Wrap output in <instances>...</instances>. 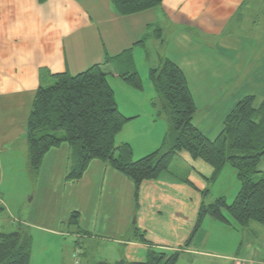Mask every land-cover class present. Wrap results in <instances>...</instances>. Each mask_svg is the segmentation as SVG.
Listing matches in <instances>:
<instances>
[{"label":"crops","instance_id":"0c3cea01","mask_svg":"<svg viewBox=\"0 0 264 264\" xmlns=\"http://www.w3.org/2000/svg\"><path fill=\"white\" fill-rule=\"evenodd\" d=\"M253 1L163 0L159 6L123 16L110 0H0V229L9 221L12 231L28 235L32 245L30 225L54 240L64 226L79 249L83 239L89 248L104 244L107 254L102 248L104 256L97 263L143 262L151 248L198 252L196 243L204 240L205 225L221 224L204 218L184 246L213 173L210 164L190 156L188 171L177 175L176 154L167 172L140 184L137 199L133 182L100 159L91 160L79 180L65 181L70 154L66 143L50 148L34 175L28 165L27 119L38 86L50 84V74H76L102 63L106 54L116 56L125 49L141 57L144 48L147 70L164 59L181 69L196 107L192 123L206 137L215 138L241 98H264V24L249 15L257 10ZM154 27L160 29L158 34ZM117 63L104 69L112 79L122 80L118 72L124 68ZM118 84L122 88L117 92L110 84L115 101L130 120L116 143L133 147L132 141H138L145 146L138 147L141 153L153 151L169 127L160 97L144 83L138 90ZM18 192L33 204L31 209L21 197L14 199ZM173 195L189 199L191 210H186L187 203L184 207L171 200ZM6 211L7 218L1 215ZM72 211L79 213L78 228L64 223ZM133 227L143 230L152 245L131 239ZM240 250L243 256L237 254ZM229 253H236L230 261L235 256L264 261L263 246L243 249L240 244Z\"/></svg>","mask_w":264,"mask_h":264},{"label":"trees","instance_id":"16d2710c","mask_svg":"<svg viewBox=\"0 0 264 264\" xmlns=\"http://www.w3.org/2000/svg\"><path fill=\"white\" fill-rule=\"evenodd\" d=\"M110 1L117 13L124 16L159 6L163 0ZM154 29L158 34L160 29ZM147 36L148 32L141 43ZM113 62L122 64L124 70L118 72L122 80L134 88H142L131 49L116 56L106 54L102 63L76 74L68 71L50 74L51 83L38 86L26 125L31 172L37 173L43 155L50 148L66 143L70 154L65 181L79 180L89 162L100 159L133 182L137 199L140 184L167 172L177 152L185 150L193 159H201L213 167L208 183L215 181L225 165H230L240 188L230 203L224 197L211 203L201 200L184 246L189 245L206 217L227 225L231 224V218L243 229L252 221L264 225V169L258 168L264 157V98L253 95L241 98L224 119L220 133L210 139L192 123L196 107L183 72L173 61L164 59L159 66L149 68L148 76L162 101L169 127L160 146L133 159L131 145L117 144L115 140L130 117L118 109L107 79L104 66ZM207 193L206 187L201 194ZM79 219V213L72 211L64 223L78 228ZM130 238L152 245L138 227H133ZM30 252L28 235L20 230L0 232V264H29ZM180 255L179 250L151 248L143 262L120 259L115 264H175Z\"/></svg>","mask_w":264,"mask_h":264},{"label":"rangeland","instance_id":"374dc122","mask_svg":"<svg viewBox=\"0 0 264 264\" xmlns=\"http://www.w3.org/2000/svg\"><path fill=\"white\" fill-rule=\"evenodd\" d=\"M253 8H257V10L249 12V15H254L253 19L258 20L260 23L264 24V4L260 3L259 0H255L252 2ZM262 4V8H261ZM251 17L247 16L245 18V21H250ZM246 29V28H245ZM144 48H141L142 56L138 57L137 53L134 57V53L132 55L133 64L135 66V70L138 72L141 83L147 88L155 90L152 83L149 80L148 76V70L146 65V61L144 60ZM153 59V58H152ZM124 70V69H123ZM109 84H111L115 88V92H117L119 89L124 87V89H137L134 88L129 83L125 82L123 80H120V78L112 79L111 76L108 75L107 77ZM138 90V89H137ZM148 115V114H146ZM136 133H142V130L140 127H136L135 129ZM159 132V129L156 131H153V133ZM152 133V134H153ZM140 137H142V134H139ZM133 147L132 153L133 159H138L149 152L143 154L141 153V149L143 150L145 146H142L138 141H132ZM160 146V145H159ZM140 147V148H138ZM186 155V156H185ZM190 155L185 150L177 152V162H176V168H175V174L179 175L181 172L188 171V166L186 161H192L189 160ZM202 165L201 161L199 162ZM205 166V165H204ZM259 169H264V157L260 160V163L258 165ZM219 178L215 179V182H207V189L208 193L207 195H202L201 200H203L205 203H211L218 197H224L227 203H230L235 195L237 194L240 183L236 177L235 170L230 166L227 165L225 168L220 172ZM20 182V180H19ZM6 185V182H5ZM183 195H173L171 200L177 201L180 204L187 203L186 210L189 212L192 208V203L189 199H186L185 197H181ZM14 199H19V197L22 198V202L24 205H27L30 209L33 207L32 203H27L26 199L21 196V194L15 193ZM178 197V199H176ZM200 200V201H201ZM25 210V208H21L20 210ZM14 214V213H13ZM226 214V213H225ZM1 215L5 218H7V211L2 212ZM18 216L15 212L14 216ZM13 216V215H12ZM26 217V216H25ZM20 218H23L20 216ZM164 220H162L163 222ZM231 224H219L218 226H210L209 224L205 225L204 227V240L200 243H196L198 246V252L196 253H181L179 259L175 264H231L232 262L228 259L230 256H234L236 253H229L230 250H236V248L241 244V247L243 249L250 248L252 249L253 245L263 246L264 247V225L259 224L257 222H250L252 226H247L246 228H241L233 219L230 218ZM11 223L9 221L3 222V228L0 229L3 230L1 232H10L12 231L11 227L9 226ZM249 224V225H250ZM30 229L28 230L31 237H32V245H31V252H30V261L29 264H73L72 259V253L75 252L76 247L79 248V246H76V238L73 236V233H70L66 230V227L62 226L59 235H57V240H54L55 238L47 237V236H41L43 232L39 231L36 227H33V225H30ZM48 235V234H44ZM44 237L48 238L49 240H45ZM196 239H194V242ZM87 240L83 239L82 243L80 244V251H83V254H80V260L81 264H98L97 262H100L99 260L103 259L104 252L107 254V249L103 248L104 244L95 245L94 248H89L87 244ZM120 247V246H119ZM104 249V252L102 250ZM243 250H240L237 254L240 256ZM121 254V253H120ZM243 256V255H241ZM241 259H250L246 257H241ZM114 260V259H111ZM124 260V259H123ZM125 261V260H124Z\"/></svg>","mask_w":264,"mask_h":264},{"label":"built area","instance_id":"2783aa9c","mask_svg":"<svg viewBox=\"0 0 264 264\" xmlns=\"http://www.w3.org/2000/svg\"><path fill=\"white\" fill-rule=\"evenodd\" d=\"M79 254H80V249L76 248L75 252L72 253L74 264H79ZM231 261L233 262V264H264V261H256L252 259H241L238 257L231 258Z\"/></svg>","mask_w":264,"mask_h":264}]
</instances>
